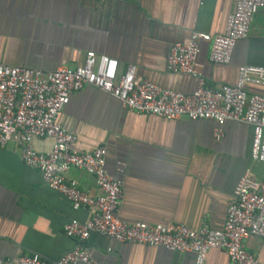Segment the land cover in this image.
I'll use <instances>...</instances> for the list:
<instances>
[{
    "label": "crops",
    "instance_id": "obj_1",
    "mask_svg": "<svg viewBox=\"0 0 264 264\" xmlns=\"http://www.w3.org/2000/svg\"><path fill=\"white\" fill-rule=\"evenodd\" d=\"M234 5L235 0H0V63L52 72L75 68L94 52L117 60L121 71L135 65L137 80L191 94L198 79L168 72L169 51L194 32L223 34ZM209 51V44L201 43L198 72L208 86L234 84L240 66H264V9L229 65L211 63ZM58 122L77 134L79 152L105 147L106 169L123 184L117 217L127 224L220 230L241 177L249 172L257 181L264 174V166L251 160L253 130L247 124L140 116L93 86L71 95ZM52 146L51 138L33 140L38 153H49ZM67 177L97 195L93 176L74 169ZM89 218L88 210H74L68 198L49 188L15 146L0 148L2 258L39 255L56 262L78 245L64 226ZM86 245L94 264L195 262L191 252L122 244L99 233ZM244 248L264 263L263 239L248 238ZM205 264L232 262L225 250L212 249Z\"/></svg>",
    "mask_w": 264,
    "mask_h": 264
},
{
    "label": "built area",
    "instance_id": "obj_2",
    "mask_svg": "<svg viewBox=\"0 0 264 264\" xmlns=\"http://www.w3.org/2000/svg\"><path fill=\"white\" fill-rule=\"evenodd\" d=\"M262 9L264 0H235L223 34L194 32L186 41L171 47L167 70L197 78V88L191 94L137 80L135 65L121 71L117 60L94 52H88L83 64L75 68L61 67L52 72L0 63V148L15 146L22 161L38 170L49 188L68 198L74 210L90 212L86 222L72 221L64 226L65 235L77 239L78 245L58 261L48 262L39 255L11 260L0 256V264H94L86 245L92 233L122 244L191 252L194 264H205L212 249L225 250L232 264H264L244 248L248 238L264 240V174L257 181L250 178L249 172L241 177L220 230H193L182 224H127L117 217L123 184L106 169L105 147L79 152L75 148L77 134L58 122L71 95L93 86L140 116L167 120L185 117L214 121L220 126L226 122L247 124L253 130L251 160L264 166V66H240L231 85L208 86L198 72L201 43L209 44L211 63L229 65L237 43L249 37L252 21ZM215 137H223L221 128ZM44 138L53 139L52 149L46 154L38 153L33 140ZM74 169L95 178L96 196H90L76 180L67 177Z\"/></svg>",
    "mask_w": 264,
    "mask_h": 264
}]
</instances>
